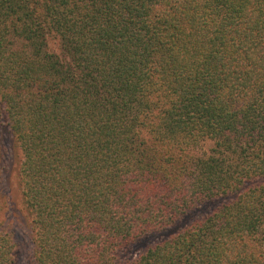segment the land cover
<instances>
[{"label": "trees", "instance_id": "obj_1", "mask_svg": "<svg viewBox=\"0 0 264 264\" xmlns=\"http://www.w3.org/2000/svg\"><path fill=\"white\" fill-rule=\"evenodd\" d=\"M0 126L26 264H264V0H0Z\"/></svg>", "mask_w": 264, "mask_h": 264}, {"label": "rangeland", "instance_id": "obj_2", "mask_svg": "<svg viewBox=\"0 0 264 264\" xmlns=\"http://www.w3.org/2000/svg\"><path fill=\"white\" fill-rule=\"evenodd\" d=\"M0 144L2 146L3 158L6 166L0 173V220H4L7 216L6 211L8 209V200L13 203L15 208L17 207L19 209L21 205L17 173L20 163V154L16 146L12 144L10 136L3 126H0ZM211 145L212 142L207 139L202 143L201 149L207 151ZM211 207L212 205L206 208L204 206V209L200 208L199 210L206 211ZM7 218L10 220L9 224L14 225L15 238L19 243L17 248V264H26V261L28 262L27 256L29 251L27 243L29 234L23 222H19V220L13 216H7ZM187 218L189 217H186V219ZM13 219L14 221L12 222ZM163 236L164 235L162 234H150L144 236L142 239L129 246V250H125V253L130 254L131 256H136L143 250L146 244L155 242Z\"/></svg>", "mask_w": 264, "mask_h": 264}]
</instances>
